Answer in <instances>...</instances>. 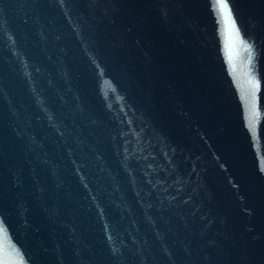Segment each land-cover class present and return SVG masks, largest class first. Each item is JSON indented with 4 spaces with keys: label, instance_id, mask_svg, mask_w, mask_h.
<instances>
[{
    "label": "water",
    "instance_id": "95a60500",
    "mask_svg": "<svg viewBox=\"0 0 264 264\" xmlns=\"http://www.w3.org/2000/svg\"><path fill=\"white\" fill-rule=\"evenodd\" d=\"M0 264H264V0H0Z\"/></svg>",
    "mask_w": 264,
    "mask_h": 264
},
{
    "label": "snow or ice",
    "instance_id": "6c2138e0",
    "mask_svg": "<svg viewBox=\"0 0 264 264\" xmlns=\"http://www.w3.org/2000/svg\"><path fill=\"white\" fill-rule=\"evenodd\" d=\"M221 6H222V7H226V5L223 4V2L221 3Z\"/></svg>",
    "mask_w": 264,
    "mask_h": 264
}]
</instances>
